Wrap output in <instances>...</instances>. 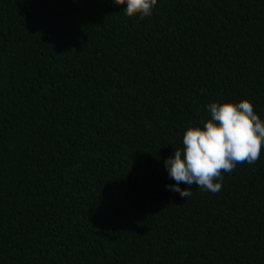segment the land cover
Instances as JSON below:
<instances>
[{
    "label": "trees",
    "instance_id": "16d2710c",
    "mask_svg": "<svg viewBox=\"0 0 264 264\" xmlns=\"http://www.w3.org/2000/svg\"><path fill=\"white\" fill-rule=\"evenodd\" d=\"M0 264H264V0H0Z\"/></svg>",
    "mask_w": 264,
    "mask_h": 264
}]
</instances>
